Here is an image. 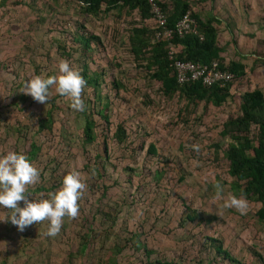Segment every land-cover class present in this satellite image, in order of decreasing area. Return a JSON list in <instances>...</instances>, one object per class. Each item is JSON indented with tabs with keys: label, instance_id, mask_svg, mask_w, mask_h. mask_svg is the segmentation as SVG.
Masks as SVG:
<instances>
[{
	"label": "rangeland",
	"instance_id": "obj_1",
	"mask_svg": "<svg viewBox=\"0 0 264 264\" xmlns=\"http://www.w3.org/2000/svg\"><path fill=\"white\" fill-rule=\"evenodd\" d=\"M188 1L199 18L216 19L223 61L245 66L233 97L220 106L199 102L192 109L178 94H161L130 55L126 30L135 15L124 9L95 16L75 1L0 0V155L23 153L41 170L39 183L29 188L34 199L48 198L73 167L87 184L79 216L65 217L55 237L45 235L48 221L23 232L0 222V264H211L205 236L221 241L234 259L230 264H264V204L248 201L243 215L223 206L229 194L239 195L223 156L229 139L220 134L222 123L239 114L240 93L257 88L264 94V0ZM79 20L100 40L90 59L66 36ZM61 58L82 76L97 74L98 95L109 103L108 125L92 115L89 143L83 114L54 86L46 105L21 92L32 76L57 74ZM83 98L92 111L98 109L90 84ZM117 123L127 136L122 147L111 136ZM149 143L154 156L146 152ZM31 145L38 147L35 153ZM88 213H94L93 225L86 230ZM185 213L196 217L190 222Z\"/></svg>",
	"mask_w": 264,
	"mask_h": 264
},
{
	"label": "trees",
	"instance_id": "obj_2",
	"mask_svg": "<svg viewBox=\"0 0 264 264\" xmlns=\"http://www.w3.org/2000/svg\"><path fill=\"white\" fill-rule=\"evenodd\" d=\"M75 2L84 13L95 16L114 8L124 9L130 15H135L126 30L128 50L138 70L144 71L151 80L157 82L161 94L166 98L178 94L184 99L186 106L191 104L192 109L199 102L220 106L227 98L233 97V83L241 80L245 74V66L239 60L223 61L224 59L220 55L223 47L218 43L216 28L213 25L216 19L211 15L206 19L199 18L191 9L188 0H155V2L165 13V26L169 29L173 28L186 10H189L195 19L201 39L191 32L182 37L174 35L169 40L162 37L156 39L154 34L157 27L151 19L146 0H76ZM66 36L72 39L83 58L89 57L92 48L98 49L100 46L99 37L87 29L84 21L81 20L73 27L72 32L68 30ZM170 49L174 59L189 60L204 65L216 60L218 68L231 72L233 77L226 82L208 87L202 86L199 82L178 84L172 75V69L169 65L170 60L167 57V52ZM83 66L85 67L86 64L84 63ZM83 78H85L87 84L95 89V98L98 103L97 110L92 111L91 107L87 106L90 109L87 108V110L81 112L84 117L83 137L85 143H89L94 138L92 115H97L98 119L108 125L109 115L106 110L109 103L106 100L101 101L98 95L96 90L98 85L97 74L86 77L83 75ZM111 84L118 86L116 81L111 82ZM96 101H93V103ZM239 101V114L223 122L220 131L222 136H227L229 139L223 151V156L228 162L227 174L233 178L238 195L243 194L247 201L264 204V94L257 88L245 90L239 94ZM42 121H39V124H42ZM124 130V127L117 123L111 134L115 143L121 145V147L125 146V139L127 138ZM105 132L107 133V130ZM31 146L30 151L34 150L33 153H35L38 147ZM213 148L217 150L218 144L213 145ZM146 152L151 156L155 155L153 144H148ZM103 153L105 154L104 160H107L106 143L104 142L102 144ZM129 171L135 172L133 169H129ZM104 189L101 196L105 195L103 192H106V190ZM99 211L101 212V218L107 220L108 210L102 208ZM93 215L94 213H88L85 216L84 222L88 223L86 230L89 229L90 225H93ZM260 215V218L264 216V210H260ZM195 217L196 214L185 213V219L190 222ZM204 240L208 244L207 250L210 249L213 253L208 258L211 264H230L234 261L233 257L222 246L220 240L207 236L204 237Z\"/></svg>",
	"mask_w": 264,
	"mask_h": 264
},
{
	"label": "clouds",
	"instance_id": "obj_3",
	"mask_svg": "<svg viewBox=\"0 0 264 264\" xmlns=\"http://www.w3.org/2000/svg\"><path fill=\"white\" fill-rule=\"evenodd\" d=\"M86 80L80 70L68 59L61 58L55 75H34L23 83L22 93L30 95L37 103L46 105L51 97L50 88L70 100L74 111L84 112L87 108L83 98ZM199 152V145H193ZM41 170L23 153L9 151L0 155V209L6 210L0 215V222H11L18 231L48 221L45 235L57 236L62 228L64 218L76 219L79 216V201L85 195L87 184L77 167L71 168L62 180V185L55 192L47 194L48 198L34 199L29 188L40 181ZM216 187V199L222 198L223 187ZM32 197L29 199V197ZM23 202V207L19 206ZM233 208L240 214L248 211V201L241 194H229L223 205Z\"/></svg>",
	"mask_w": 264,
	"mask_h": 264
},
{
	"label": "built area",
	"instance_id": "obj_4",
	"mask_svg": "<svg viewBox=\"0 0 264 264\" xmlns=\"http://www.w3.org/2000/svg\"><path fill=\"white\" fill-rule=\"evenodd\" d=\"M146 2L149 7L151 19L157 27L154 34L156 39L162 37L165 40H169L174 35L182 37L190 32L197 35L198 38L201 39V35L197 31L195 19L192 17L189 10H186L181 15L172 29H169L165 26L166 15L155 0H146ZM167 57L170 60L169 65L172 69V75L178 84L199 82L202 86L208 87L213 84H221L233 77L231 72L218 68L216 60L204 65L189 60L174 59L171 49L167 52Z\"/></svg>",
	"mask_w": 264,
	"mask_h": 264
},
{
	"label": "crops",
	"instance_id": "obj_5",
	"mask_svg": "<svg viewBox=\"0 0 264 264\" xmlns=\"http://www.w3.org/2000/svg\"><path fill=\"white\" fill-rule=\"evenodd\" d=\"M217 22V21H216ZM213 25H214V27H215V23H213ZM216 28V27H215ZM216 32H217V30H216ZM241 62V61H240Z\"/></svg>",
	"mask_w": 264,
	"mask_h": 264
}]
</instances>
